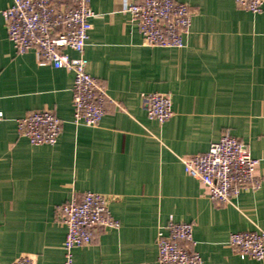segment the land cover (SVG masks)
Listing matches in <instances>:
<instances>
[{"label":"crops","instance_id":"obj_1","mask_svg":"<svg viewBox=\"0 0 264 264\" xmlns=\"http://www.w3.org/2000/svg\"><path fill=\"white\" fill-rule=\"evenodd\" d=\"M141 1L90 0L87 71L123 109L109 105L97 128L73 123V73L39 65L33 51L18 54L0 15V264L22 255L62 264L57 208L86 192L112 196L120 225L96 229L74 264H155L158 231L173 222L194 224L203 264H264L228 244L233 233L264 232V180L219 206L182 163L229 133L261 161L264 178V4L252 14L235 0H176L196 10L184 46L149 48L124 12ZM10 2L0 0V11ZM147 93L169 95L174 116L151 120ZM47 109L62 121L58 141L31 145L17 122Z\"/></svg>","mask_w":264,"mask_h":264},{"label":"built area","instance_id":"obj_2","mask_svg":"<svg viewBox=\"0 0 264 264\" xmlns=\"http://www.w3.org/2000/svg\"><path fill=\"white\" fill-rule=\"evenodd\" d=\"M238 8L261 14L264 0H235ZM124 12L149 48H182L183 37L189 34L196 10L176 0H143L128 3ZM9 41L18 54L33 51L41 66L72 72L74 83L73 123L91 128L100 126L108 106L120 108L108 95L106 87L87 71L85 49L95 16L90 0H11L0 11ZM71 50L75 58L65 53ZM147 115L163 124L174 116L172 99L167 94L141 95ZM0 113V120L2 119ZM62 121L51 110L31 113L18 120L20 136L31 145H55L62 131ZM185 173L197 179L207 196L221 206L231 203L242 191H258L264 178L260 175L261 161L252 156L249 146L226 133L212 143L205 153L182 158ZM112 196L86 192L74 195L57 208L60 221L66 227L63 243L64 261L74 264V250L89 246L94 231L118 228L109 210ZM194 224L173 222L157 234L155 264H203L200 254L193 250ZM229 246L243 259L264 260V232L261 230L233 233ZM12 264H38L33 255H22Z\"/></svg>","mask_w":264,"mask_h":264}]
</instances>
